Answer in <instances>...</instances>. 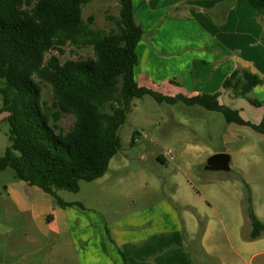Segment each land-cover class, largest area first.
Wrapping results in <instances>:
<instances>
[{"label": "rangeland", "instance_id": "374dc122", "mask_svg": "<svg viewBox=\"0 0 264 264\" xmlns=\"http://www.w3.org/2000/svg\"><path fill=\"white\" fill-rule=\"evenodd\" d=\"M118 7V0H91L83 5L82 16L84 20L92 16L91 27L108 31L114 27L110 16L118 14ZM262 31L263 28L259 40ZM49 53L64 60L90 56L92 50L90 46L67 43L62 53L55 50ZM135 79L139 81L136 73ZM35 80L40 84L43 106L47 107L52 124L56 107L52 104L50 87ZM183 84L171 83L155 89L169 95L194 93L195 87ZM262 84L264 80L247 94L256 98L259 105L233 96L231 90L222 88V83L211 88L221 92L220 103L238 109L243 118L258 123L264 115ZM5 115L0 111V155L9 143ZM72 121L71 114L61 113L54 122L55 130L65 132ZM117 133L120 147L109 159L102 176L79 181L75 192L57 190L64 201L82 204L72 205H76L74 224L95 225L101 221L107 224L113 219L119 220V225L138 224L141 210L151 215L152 225L157 228L173 226V231L168 232L169 245L178 242L185 229L183 235L193 246L204 231L205 245L210 249L207 264H264V230L258 237L250 238L247 214L250 206L264 223V133L227 122L220 111L187 105L180 100L157 102L149 94L131 100ZM218 151L229 154L228 171L204 168L207 157ZM24 193L25 184L12 168L0 170V264L20 261L27 264L32 256L48 251L54 238L56 242L66 238L49 232L41 234L32 218L36 205L41 208L48 201L49 205L60 206L55 198L44 194L40 200L34 196L31 202ZM135 211L137 215L128 217ZM160 211L161 216L157 215ZM54 248L58 252L59 246ZM173 249L169 247L166 256L174 255Z\"/></svg>", "mask_w": 264, "mask_h": 264}, {"label": "trees", "instance_id": "16d2710c", "mask_svg": "<svg viewBox=\"0 0 264 264\" xmlns=\"http://www.w3.org/2000/svg\"><path fill=\"white\" fill-rule=\"evenodd\" d=\"M89 1L0 0V111L6 113L9 125V143L0 155V170L12 168L19 180L52 195L60 206L81 205L64 201L57 190L75 192L79 181H91L105 173L109 159L120 147L117 130L131 100L145 94L157 102L180 100L220 111L227 122L264 133V119L258 123L244 119L237 109L219 102V91L169 95L138 84L135 47L142 29L131 0H118V14L110 16L114 27L108 31L91 27L92 16L84 20L82 7ZM248 2L263 25L264 42V0ZM227 4L221 2L216 11L225 12ZM67 43L90 46L92 54L60 60L49 53H62ZM35 78L50 87L56 107L52 124ZM261 82L257 73L237 66L223 79L222 88L259 105L247 94ZM61 113L73 117L65 132L55 130L54 122ZM247 214L249 237L254 239L264 224L250 206Z\"/></svg>", "mask_w": 264, "mask_h": 264}, {"label": "crops", "instance_id": "0c3cea01", "mask_svg": "<svg viewBox=\"0 0 264 264\" xmlns=\"http://www.w3.org/2000/svg\"><path fill=\"white\" fill-rule=\"evenodd\" d=\"M223 1L228 3L226 5H229L228 8L225 12L216 11L215 7ZM131 2L135 19L142 29V36L135 47L137 64L134 73L139 80L138 84L155 89L169 86L171 83L178 86L190 83L191 87H195V91L187 96L202 92L213 93L216 90L211 87L217 83L221 84L237 66L249 68L257 73L262 81L264 80V42L258 38L263 27L248 0H131ZM260 119H264V115ZM23 183L26 190L24 196L31 202L35 200L34 196L40 200L47 194L37 186ZM33 190L37 192L35 195ZM38 190L42 193H38ZM20 201L22 203L21 198ZM49 204L47 201L41 208L36 205L34 216L32 215L33 221L40 228L41 234L46 235L49 232L55 237L66 238L60 242H56L54 238V242L51 243L53 245L48 251L32 256L27 264L208 262L206 255L210 249L205 245L204 231L198 241L195 239L193 246L187 243L188 239L183 235L185 229L178 242L169 245L168 232L173 231V226L172 229L161 230L152 225L151 215L144 214L141 210H138L141 216V222L138 224L128 222L119 225V220L113 219L107 224L101 221L95 225L78 226L74 224L76 205ZM158 214L161 216V211ZM255 214L259 218L258 214ZM133 215H137V211L128 217ZM164 216L168 215L164 213ZM57 246L58 252L54 248ZM174 246L177 248L173 249ZM169 247L173 249L172 256L165 254ZM19 264L23 262L20 261Z\"/></svg>", "mask_w": 264, "mask_h": 264}, {"label": "water", "instance_id": "95a60500", "mask_svg": "<svg viewBox=\"0 0 264 264\" xmlns=\"http://www.w3.org/2000/svg\"><path fill=\"white\" fill-rule=\"evenodd\" d=\"M230 156L226 152L218 151L210 154L205 162L204 168L207 170H224L230 169Z\"/></svg>", "mask_w": 264, "mask_h": 264}]
</instances>
